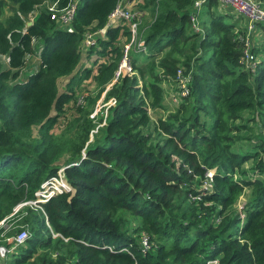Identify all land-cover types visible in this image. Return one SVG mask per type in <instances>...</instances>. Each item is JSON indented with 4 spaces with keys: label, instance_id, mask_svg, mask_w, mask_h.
Wrapping results in <instances>:
<instances>
[{
    "label": "trees",
    "instance_id": "16d2710c",
    "mask_svg": "<svg viewBox=\"0 0 264 264\" xmlns=\"http://www.w3.org/2000/svg\"><path fill=\"white\" fill-rule=\"evenodd\" d=\"M45 1L0 0V55L10 64L4 68L0 60V222L18 228L4 235L1 226L0 244L20 225L30 228L8 263L264 264V135L253 140L252 131L237 148L233 124L249 111L255 115L248 120L264 127V36L255 42L261 60L250 71L241 62L243 27L219 0H207L203 34L192 28L195 0H144L138 8L150 15L140 24L146 50L131 51L137 73L109 89L107 98L116 104L99 127L103 117L95 121L91 114L124 56L121 37L129 41L131 31L108 27L106 38L92 46L91 53L106 59L96 73L77 70L80 46L85 32L104 27L121 0H79L72 29L60 28L50 11L28 26ZM54 1L63 8L71 0ZM38 52L39 69L17 80L27 56ZM179 69L191 74L190 94L165 119L154 120L150 110L165 107L163 83L176 81ZM69 76L60 92V78ZM90 78L96 92L55 134L75 89ZM244 128L252 126L246 121L238 130ZM249 160L254 163L247 168ZM62 167L73 191L15 212L36 200ZM212 169L213 178L207 175ZM206 179L212 187L202 186ZM143 233L152 243L147 252Z\"/></svg>",
    "mask_w": 264,
    "mask_h": 264
},
{
    "label": "built area",
    "instance_id": "2783aa9c",
    "mask_svg": "<svg viewBox=\"0 0 264 264\" xmlns=\"http://www.w3.org/2000/svg\"><path fill=\"white\" fill-rule=\"evenodd\" d=\"M207 0H195V13L192 15L193 23L197 20L198 9ZM222 5L230 7L239 16L247 20L246 25L243 26L242 34L240 35L241 40L244 42V53L241 59L242 64L247 70L255 71L259 63L258 56L255 54L253 47L257 41V36L259 30L263 32L264 26V1L261 0H219ZM79 0H71L68 5L63 8H59L58 2H51L40 5L33 11L32 16L37 15L41 11H50V17L52 20L57 21L60 28L72 29L73 21L77 12ZM140 24H141V13L138 10H133L122 6L120 3L112 11L108 17L106 25L95 31H87L84 34V43L88 47H92L98 43L99 38H105L107 35V29L111 26L116 25H127L131 31V38L128 44H124V56L115 71V77L113 81L109 84V88L117 82L121 76L132 75V65H131V48L133 46L138 49L146 50L145 42L141 39L140 34ZM28 57V56H27ZM178 84V96L186 97L190 94V82L191 74L186 75L183 69L178 70V75L176 77ZM108 88V89H109ZM89 93L86 91H81L75 94L74 101L76 105H83L87 101ZM104 106L98 105L97 109L91 114V117L98 120V116L103 117V121L99 126L106 123V118L109 113L111 106L116 104V99L114 97L109 101L103 102ZM95 120V121H96ZM99 128V127H98ZM97 130V129H95ZM95 130H93L91 136H93ZM213 173H209L212 177ZM72 191V186L68 182L65 173V167H62L56 176L51 177L46 180L41 189L37 192L38 198L36 200H29L20 203L16 208L15 212L19 211L20 208L29 204L37 205L40 202H46L48 199L54 195ZM6 219L0 222V227L4 226ZM27 227H22L18 233L5 237L6 243L0 244V264H9L8 260L10 255L15 251V249L24 244L29 237V231ZM141 244L144 251H149L152 249V243L150 241V236L146 233L142 234ZM208 264H218V260L214 259L208 262Z\"/></svg>",
    "mask_w": 264,
    "mask_h": 264
},
{
    "label": "rangeland",
    "instance_id": "374dc122",
    "mask_svg": "<svg viewBox=\"0 0 264 264\" xmlns=\"http://www.w3.org/2000/svg\"><path fill=\"white\" fill-rule=\"evenodd\" d=\"M137 3H140L141 2V4H143L144 3V0H138V1H136ZM207 2L208 1H206L204 4H203V8L200 10V9H198V13H197V20L192 24V28L194 29V30H196L197 32H199V33H201V34H203L204 33V31L206 30V26L203 24L204 23V21H206L207 20V18H208V14H207V10H208V6L206 5L207 4ZM221 4V3H220ZM195 5V4H194ZM135 7L133 8H131V9H133V10H138V11H140L137 7H136V5H134ZM221 7H224V8H222V9H226V10H228V8H227V6H223V5H221L220 6V8ZM201 8V7H200ZM229 12H231L230 10H228ZM140 13H141V23H142V26L143 25H145V24H147L148 23V21L150 20L149 18H150V15H149V13L147 12V11H140ZM10 14V10H8L7 9V13H6V15H9ZM259 37H262V35H259L258 34V36H257V44H259V43H262V39H261V41L260 40H258V38ZM122 41L123 42H126L127 43V41H126V38H123L122 39ZM190 52V51H189ZM32 57V58H31ZM28 56L27 57V59H29V60H27V63H26V65H25V67L23 68V70L22 71H20V75L18 76V78H17V80H26L27 79V77H28V75H30V74H32V73H34V72H36L37 71V69H38V62H40V60H39V54L37 53V54H35L34 56ZM6 56H3V57H1L0 59H1V61L4 63V67L5 68H8L9 67V64H8V62L6 61ZM85 58H86V53L85 54H83V62H85L86 63V60H85ZM260 60H261V56H259V62H260ZM89 64H92L90 61H89ZM182 67V66H181ZM184 68V67H183ZM162 72V70H160V69H158V73H161ZM137 72L135 71V70H133L132 71V75H135ZM70 79V77H64V78H61L60 79V81H59V89H60V92H64L65 90H66V86H67V83H68V80ZM17 80H15V79H13V81H17ZM12 81V82H13ZM140 81H141V85L143 84V81L141 80V78H140ZM176 82V83H175ZM164 84V86H165V90H166V96H165V101H164V104H166L167 106H168V108L166 109V110H163V109H160V108H152L151 110H150V113H151V115H152V117H153V119L154 120H158V119H160V118H163V119H165L167 116H168V114L170 113V112H173V111H175L176 109H177V107L179 106V104L181 103V97H179L178 96V90H179V88H178V85H177V79H176V81L174 80V81H172V83H167L166 84V82L165 83H163ZM93 87V80H88V81H84V82H82V84L79 86V87H77L76 89H75V94H78L79 92H81V91H90V92H93V90H95V88L93 89L92 88ZM96 90H97V88H96ZM95 92V91H94ZM75 106H76V104H75V102H73L72 104H68V105H66V108H67V111H66V115H64V116H62L61 118H60V120L58 121V124L55 126V128H54V130H53V132L55 133V134H58V135H61V133L65 130V128H66V126H67V118H68V116H70L71 114H73V112H74V110H75ZM96 106V105H95ZM100 106H104V103L102 102L101 104H100ZM55 112H53V114H54ZM255 115V113H252V112H249V111H246L245 113H244V118L243 119H241V120H237V121H235V122H233V124L235 125V126H237V129L234 131V133H237V138L239 139H241V140H239V141H237V143L235 142V145H236V147L237 148H240L241 146H242V144L243 143H245L246 141H244L245 140V138H247L248 136H249V134L251 133V136H253V133H252V131H254V133L256 134L255 136L256 137H254V139L253 140H255V139H257V138H262L263 137V135L264 134H262V133H260V132H264V127H258V126H256L255 124V122L254 121H252V120H248L249 118H253V116ZM256 118L258 119L259 118V116H257L256 115ZM202 119L203 120H208V119H206V117H204V116H202ZM95 120H96V117H95ZM97 121V120H96ZM246 121H247V123H248V125L249 126H252V128H244V129H240V130H238V127L241 125V124H244V123H246ZM0 124H1V121H0ZM98 124H101L100 122L98 123ZM100 127V126H99ZM95 129H97V130H95V132H94V134L95 133H97L98 132V130H99V128L98 127H96ZM246 129H248V130H246ZM34 131H35V133H37V131H38V128L37 127H35L34 128ZM91 139H92V136H91ZM254 163V161L252 162V160H249L246 164H245V166L248 168V167H251L252 166V164ZM212 171H214V169H212V170H210V171H208V173H207V175H208V177H210L209 176V173H213ZM213 176V175H212ZM213 178V177H212ZM199 183V182H198ZM202 186H208V187H212V182L210 181V180H207L206 179V181H204V183H202ZM72 191H73V188H72ZM246 200H247V198H246V195L245 194H243V195H241L240 196V198L238 199V201H237V203H236V206H237V208L239 209V211H243V207H244V205H245V203H246ZM19 205V204H18ZM17 205V206H18ZM28 205H30V206H36V207H40V205L39 204H37V205H33V204H27V205H25V206H28ZM16 206V207H17ZM24 207V206H23ZM22 207V208H23ZM22 208H20V209H22ZM19 209V210H20ZM242 217H244V213H242ZM16 223L14 222V223H12V222H6L5 224H4V226H2L3 228H4V230H5V232H3L4 233V235L10 230V229H12V228H14V227H16ZM20 227L22 228V227H27L26 229H28V231H29V233H30V228H28V226H26V225H20ZM16 229H18L17 227H16Z\"/></svg>",
    "mask_w": 264,
    "mask_h": 264
},
{
    "label": "crops",
    "instance_id": "0c3cea01",
    "mask_svg": "<svg viewBox=\"0 0 264 264\" xmlns=\"http://www.w3.org/2000/svg\"><path fill=\"white\" fill-rule=\"evenodd\" d=\"M54 0H46L45 1V5H46V3H51V2H53ZM136 1H138V0H121L119 3L122 5V6H124V7H127V8H134L135 6L134 5H136V7L138 8V6L139 5H141V2L140 3H137ZM54 2H56V1H54ZM220 2V1H219ZM221 3V2H220ZM222 5V4H221ZM220 5V6H221ZM224 6V5H223ZM203 8V5L201 6V8H200V10ZM228 8V10H230L231 12V14L234 16V18H233V20H235V21H237L238 22V25H240L241 27H243L244 25H246V23H247V20L245 19V18H243V17H241V16H239L238 14H236V12L235 11H233L230 7H227ZM139 9V8H138ZM9 10V9H8ZM6 13H7V10H6ZM10 13H11V11H10ZM6 16H8V15H6ZM30 18H31V20L30 21H32V19L34 18V16H32V15H30ZM88 31H95V30H88ZM259 35H262V37H259L258 38V40H260L261 41V39L263 38V36H264V34H262V30H259ZM106 38V37H105ZM123 38H126V41H127V37H125V36H122L121 37V41H122V39ZM129 43V41H127V43L126 42H123L122 41V44L124 45H126V44H128ZM91 48L92 47H88V46H86L85 45V43H84V39H83V41H82V43H81V46H80V49H81V61H80V63H79V65H78V67H77V70H79V69H82V68H85V67H92V68H94V73H96V71H97V67H98V64L99 63H101V62H103V61H105L106 59L105 58H100V56H99V54L97 53V52H92L91 53ZM96 48L98 49L99 48V45L98 46H96ZM133 49H135V46H133L132 48H131V51L133 50ZM86 53V58H85V60H86V63L85 62H83L82 60H83V54H85ZM38 54H39V52H38ZM3 56H6V55H0V58L1 57H3ZM7 58H6V61L8 62V64H9V57L8 56H6ZM31 57V56H30ZM32 58V57H31ZM30 59V58H29ZM29 59H27V60H29ZM1 60V59H0ZM39 60H40V57H39ZM89 61L92 63V64H89ZM3 63V62H2ZM27 63V62H26ZM38 64V69H39V67H40V64H41V60H40V62H38L37 63ZM3 67H4V63H3ZM9 67H10V64H9ZM8 67V68H9ZM5 68V67H4ZM37 69V70H38ZM70 77V76H69ZM62 78H64V77H62ZM61 79V78H60ZM88 80H92V78H90V79H88ZM88 80H85V81H88ZM60 81V80H59ZM68 82H69V80H68ZM112 87V86H111ZM110 87V88H111ZM93 89L95 88V90H93V92H90V91H86V92H88L89 93V95L90 94H93V93H95L96 92V85H95V82L93 81V87H92ZM109 85L106 87V89L101 93V95H100V97H99V99H98V101H97V103H96V106H95V109L94 110H96L97 109V107H98V105L99 104H101L102 102H105V101H109V100H111V98H107V92L109 91ZM95 91V92H94ZM73 102L71 101L70 102V104H72ZM168 108V106L165 104V107L164 108H162L163 110H166ZM92 139H93V136H92ZM91 139V140H92Z\"/></svg>",
    "mask_w": 264,
    "mask_h": 264
},
{
    "label": "water",
    "instance_id": "95a60500",
    "mask_svg": "<svg viewBox=\"0 0 264 264\" xmlns=\"http://www.w3.org/2000/svg\"><path fill=\"white\" fill-rule=\"evenodd\" d=\"M32 23H33L32 21H29L27 25L30 26L32 25Z\"/></svg>",
    "mask_w": 264,
    "mask_h": 264
}]
</instances>
